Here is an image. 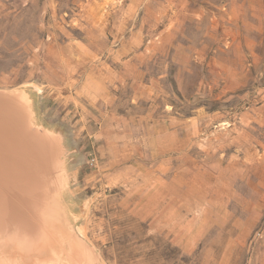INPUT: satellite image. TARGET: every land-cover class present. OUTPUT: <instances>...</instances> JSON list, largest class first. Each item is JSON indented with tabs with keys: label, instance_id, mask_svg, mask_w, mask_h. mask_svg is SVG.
Returning <instances> with one entry per match:
<instances>
[{
	"label": "rangeland",
	"instance_id": "374dc122",
	"mask_svg": "<svg viewBox=\"0 0 264 264\" xmlns=\"http://www.w3.org/2000/svg\"><path fill=\"white\" fill-rule=\"evenodd\" d=\"M0 93L60 161V246L0 259L69 264L72 233L94 264H264V0H0Z\"/></svg>",
	"mask_w": 264,
	"mask_h": 264
},
{
	"label": "bare ground",
	"instance_id": "6f19581e",
	"mask_svg": "<svg viewBox=\"0 0 264 264\" xmlns=\"http://www.w3.org/2000/svg\"><path fill=\"white\" fill-rule=\"evenodd\" d=\"M26 102L28 101L21 93H16L14 96L0 93V236L6 237L8 233L18 231L32 242L26 251L38 250L39 254L47 248L59 247L60 243L57 242L56 245V237L53 238L52 236L49 239L46 237L41 225V223L44 224V221L40 223L41 220H38L42 210L46 209V206L42 204L46 198L42 196L44 199H40L41 190L38 188L42 184H40L41 177L37 173L47 167L49 162H54V166L58 167L60 161H56L58 154L56 152V140L52 139L54 136L51 135L50 130L41 135L30 131L29 120L23 109ZM17 187H20V191L16 190ZM30 210L33 212L29 214ZM35 211L37 215H35ZM58 212L56 213L58 214ZM62 230L64 231L63 228ZM64 232L67 233L68 231ZM42 234L48 241L44 243L41 241L40 236ZM69 236L64 239L69 244L70 251L68 249L69 252L67 253L69 264H78L85 260L88 264H94L93 254L89 252L86 245L74 234L70 233ZM59 241H61L60 238ZM83 251L85 254H82ZM42 255L39 256L40 258L38 257V260L43 258Z\"/></svg>",
	"mask_w": 264,
	"mask_h": 264
},
{
	"label": "clouds",
	"instance_id": "9594fccd",
	"mask_svg": "<svg viewBox=\"0 0 264 264\" xmlns=\"http://www.w3.org/2000/svg\"><path fill=\"white\" fill-rule=\"evenodd\" d=\"M31 243L27 237L22 236L18 231H12L6 237H0V245L12 244L21 251H26L31 246ZM0 264H11V262L6 259H0Z\"/></svg>",
	"mask_w": 264,
	"mask_h": 264
}]
</instances>
